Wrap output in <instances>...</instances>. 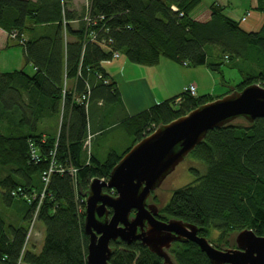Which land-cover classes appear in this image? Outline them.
Masks as SVG:
<instances>
[{
	"label": "trees",
	"instance_id": "1",
	"mask_svg": "<svg viewBox=\"0 0 264 264\" xmlns=\"http://www.w3.org/2000/svg\"><path fill=\"white\" fill-rule=\"evenodd\" d=\"M71 3L0 0V28L17 33L11 38L35 67L34 74L0 72V193L6 205L0 207V264H87L84 200L92 180L108 179L122 156L160 124L229 93L224 64L244 72L235 89L264 85V22L246 31L216 1L199 16L193 12L201 0H87L80 12ZM254 9L264 13V0H256ZM34 30H41L39 36H27ZM92 30L106 48L92 41ZM114 52L145 66L161 59L204 66L220 72L228 88L218 96L183 90L124 118L120 125L132 144L100 159L86 147L90 110L98 99L118 100L103 66ZM188 158L199 164L189 169L194 178L172 192L158 218L190 222L220 249L235 247L231 237L244 229L264 235V118L209 130ZM52 165L64 171L51 172L44 191L43 177ZM34 218L45 226L39 251L28 247ZM111 246L109 264H165L140 241ZM169 251L175 264H212L192 241L174 242Z\"/></svg>",
	"mask_w": 264,
	"mask_h": 264
},
{
	"label": "water",
	"instance_id": "2",
	"mask_svg": "<svg viewBox=\"0 0 264 264\" xmlns=\"http://www.w3.org/2000/svg\"><path fill=\"white\" fill-rule=\"evenodd\" d=\"M198 106L134 144L111 170L108 179L95 178L85 194L84 228L89 237L87 264H109L112 242L140 241L175 264L170 253L174 242H195L212 264H264V235L244 229L235 236V247L217 248L198 234V227L178 218H158L152 193L175 171L209 130L243 118H264V86L251 84ZM105 188L114 190L115 195ZM135 210V212H133ZM112 211V213H111ZM134 213V214H133ZM112 214V215H111Z\"/></svg>",
	"mask_w": 264,
	"mask_h": 264
},
{
	"label": "crops",
	"instance_id": "3",
	"mask_svg": "<svg viewBox=\"0 0 264 264\" xmlns=\"http://www.w3.org/2000/svg\"><path fill=\"white\" fill-rule=\"evenodd\" d=\"M215 1L228 8L231 5V0H213V2ZM232 4L240 6L242 5V0H236ZM252 5V7H255V0H252ZM236 10L235 8H229L230 12L227 13L229 16L235 17L237 15ZM244 14H241L242 18ZM247 20L246 18L245 22ZM20 46L22 45L13 40L7 31L0 28V72L25 70V65L27 64L25 51L24 47L21 49ZM170 61L161 59L156 65L145 66L132 63L128 59L125 60L123 55H121L118 58L103 62L110 79L115 83L119 96L116 103H106L104 100L98 99L99 101L94 102L91 106L89 120L91 142L98 136L105 135L112 128L121 126L120 122L124 118L136 115L150 106L181 94L184 88L191 83L196 84L195 80L182 84L178 79L181 77L179 68L170 64ZM30 65L33 67L34 74L35 67L32 64ZM157 66L165 70L170 68L174 72L170 73V76L166 72L153 73L154 69L152 67ZM209 72L211 71L209 70ZM185 74L186 77L190 76L186 71ZM198 90L199 92L202 91L201 83L197 85ZM91 114H93V118ZM45 126H48V124ZM39 249L35 248L34 250L39 251Z\"/></svg>",
	"mask_w": 264,
	"mask_h": 264
},
{
	"label": "rangeland",
	"instance_id": "4",
	"mask_svg": "<svg viewBox=\"0 0 264 264\" xmlns=\"http://www.w3.org/2000/svg\"><path fill=\"white\" fill-rule=\"evenodd\" d=\"M213 0H201L200 5L195 9L193 12L194 16L200 15L205 9H207L211 4ZM236 0H231V5L229 8H235L237 15H235V20H238L240 23V26L245 29L246 31H257L261 28L263 22H264V13L252 8V0H242V5L235 6L232 3H235ZM87 0H72L70 8L75 11H82V9L86 6ZM256 4V0H255ZM226 11L225 14L228 15L227 12L229 11L228 7H225ZM245 10H250V13L246 16L248 19L247 22L242 18V13H245ZM76 24V23H75ZM41 30H34L33 33H28L27 36L29 37H37L39 36L38 33H40ZM21 49L23 48L20 46ZM124 59L127 60L126 56L123 55ZM114 58V57H113ZM172 65H176L180 70V75L178 79L181 81L182 84L189 83L190 81L195 80L196 84L202 85V91L199 92V95H204L207 93H211L214 96L221 95L225 93L227 90V86L224 85L222 74L220 72L215 71L209 72L206 67L204 66H198V67H192V66H184L181 63L170 61L169 62ZM235 64H238L240 67H243V63L238 60L237 62H234ZM169 64V65H170ZM231 64H224L222 66V73L224 79L231 84L230 86L239 84L243 80V74L244 72H241L239 68L230 67ZM154 70L153 73L159 74L160 72H166L170 76V73L174 72V70L169 69H163L157 67H152ZM151 68V70H152ZM25 70L28 74H33V67L30 64L25 65ZM185 71L190 74L189 77H186ZM211 73V74H210ZM243 73V74H242ZM176 83V81H175ZM71 81L69 82V85H71ZM254 84H259L264 86L263 84L257 82ZM68 87V86H67ZM91 117L93 118V114H91ZM93 120V119H91ZM240 122H246L243 118L237 119L234 121V123H240ZM133 137L132 135L128 134V132L125 130L123 126H118L112 128L110 131H108L105 135L98 136L95 140H88V149L89 151L92 149L93 152L97 154V156L100 159H104L107 154L111 150H115L118 153L123 152L126 147L130 146L132 144ZM91 148V149H90ZM199 167V164L192 161L191 158H186L180 165L177 166L175 171L171 173L166 180L163 182V184L156 189L153 192V195L149 198L148 203H157L158 207H162L166 204V202L170 199L172 192L178 188L181 187L193 180V175L190 173V167ZM55 170H60V168H56L55 165L52 166V172ZM113 195H115L114 190L110 189L109 192ZM154 196H157V200L154 199ZM4 208L6 206L4 204V201L2 200V196L0 193V207ZM135 212V210H133ZM112 213V211H111ZM134 214V213H133ZM112 215V214H111ZM29 231H31V235L29 237V248L35 247L36 249H39L42 247V244L44 242L45 237V226L44 224L39 220H33L29 224ZM236 235H233L231 237V240L235 238ZM40 250V249H39ZM20 264H26L24 262H20Z\"/></svg>",
	"mask_w": 264,
	"mask_h": 264
},
{
	"label": "built area",
	"instance_id": "5",
	"mask_svg": "<svg viewBox=\"0 0 264 264\" xmlns=\"http://www.w3.org/2000/svg\"><path fill=\"white\" fill-rule=\"evenodd\" d=\"M85 18L88 20L89 23H92V22H93V23L96 24V21H95V20L93 21L92 18H90L89 16H86ZM244 19H245V18H244ZM16 34H17L16 32L11 33V37L14 38V37L16 36ZM90 35H91V39H92V41H98V44H99L100 46L105 47V45H106V41H105V39H103V40H99V39H98V33H96L95 30H92L91 33H90ZM119 56H120V54H119L118 52H114L113 57L117 58V57H119ZM184 91L189 92L191 95H196V94H197V86H196V84H194V83H193V84H190L189 86L185 87ZM84 99H85V97L83 98V100H84ZM77 100H80V99H77ZM177 101H179V99H178ZM89 139H90V137H89ZM87 146H88V140H87V142H86V147H87ZM34 154H35V153H34ZM34 157H37L36 154L34 155ZM52 166H53V165H52ZM52 166H51L49 172L45 173V176L43 177V180H44V182H45V188H44V191L46 190V187H47L48 182H49L50 174H51V172H52ZM59 171H60V172H63L64 169H63V168H60ZM71 173H75V170H74V169H71ZM43 197H44V193L41 195V199H42Z\"/></svg>",
	"mask_w": 264,
	"mask_h": 264
},
{
	"label": "flooded vegetation",
	"instance_id": "6",
	"mask_svg": "<svg viewBox=\"0 0 264 264\" xmlns=\"http://www.w3.org/2000/svg\"><path fill=\"white\" fill-rule=\"evenodd\" d=\"M152 195H153V193H152ZM155 198V197H154Z\"/></svg>",
	"mask_w": 264,
	"mask_h": 264
}]
</instances>
